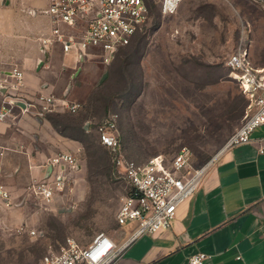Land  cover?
<instances>
[{
    "label": "rangeland",
    "instance_id": "374dc122",
    "mask_svg": "<svg viewBox=\"0 0 264 264\" xmlns=\"http://www.w3.org/2000/svg\"><path fill=\"white\" fill-rule=\"evenodd\" d=\"M154 1L144 30L109 65L91 55L88 68L78 75L73 70L69 83H63L62 98L81 109L54 113L49 120L61 136L78 140L81 146L73 150L79 170L69 190L51 205L29 189L47 173L11 197V206L0 200V264H41L50 248L60 250L69 238L85 245L101 232L116 235V216L129 185L99 143L95 127L103 119L117 115L127 159L172 158L188 146L197 166L214 158L241 125L246 101L226 62L243 42L244 30L252 40L251 54L264 62V4L184 0L174 15L163 16ZM86 119L88 129L82 128ZM0 146V155L11 150ZM35 150L48 167L50 147ZM134 225L119 231L129 235Z\"/></svg>",
    "mask_w": 264,
    "mask_h": 264
},
{
    "label": "crops",
    "instance_id": "0c3cea01",
    "mask_svg": "<svg viewBox=\"0 0 264 264\" xmlns=\"http://www.w3.org/2000/svg\"><path fill=\"white\" fill-rule=\"evenodd\" d=\"M48 2L0 0V79L16 68L25 76L23 89L0 90V111L9 99L23 101L8 121H0V145L11 150L24 148L23 152L8 150L0 155V187L14 198L49 170L35 150L39 145L50 147L52 156L57 150L75 155L73 149L81 146L76 138L54 130L49 120L54 113L36 115L37 93L62 98V85L68 82L69 73L82 74L90 57L80 61L76 53H65L60 45L43 48L40 39L49 37L52 28L44 12ZM251 48L252 62L259 63L254 65L264 67ZM90 122L84 120L82 128ZM260 139H264V125L256 129L251 143L217 158L195 193L178 207L170 229L142 236L117 264H188L199 252L207 255L204 264H264V154L258 152ZM127 233L123 230L111 236L121 243Z\"/></svg>",
    "mask_w": 264,
    "mask_h": 264
},
{
    "label": "built area",
    "instance_id": "2783aa9c",
    "mask_svg": "<svg viewBox=\"0 0 264 264\" xmlns=\"http://www.w3.org/2000/svg\"><path fill=\"white\" fill-rule=\"evenodd\" d=\"M183 1L154 2L163 16H172ZM256 1L264 4V0ZM149 3L150 0H49L44 12L50 18L51 33L40 41L43 48L60 45L65 53L74 52L80 61L98 54L109 65L144 30L150 14ZM248 34L244 30L243 42L226 62L231 79L247 99V108L241 125L221 151L203 166L194 164L188 146L181 147L172 158L160 154L138 163L124 155L117 117L103 119L95 128L99 143L109 151L115 166L123 169L129 185L116 216V235L128 223L137 225L121 243L104 232L85 245L69 238L60 250L50 248L41 264H117L139 238L172 227L180 204L195 193L205 173L222 153L252 142L256 129L264 125V67L255 66L250 58L252 40ZM24 80V72L13 69L0 79V90L19 91L25 87ZM22 102L9 99L0 111V121H8ZM36 103L38 117L57 112L76 114L81 109L79 103L43 92L37 93ZM258 141V152L264 154V139ZM2 151L0 146V154ZM48 167L45 178L33 182L29 189L43 203L51 205L69 190L72 174L79 170V165L74 154L60 152L52 157ZM0 196L7 207L12 205L11 195L3 187ZM206 258L205 253L199 252L189 258L188 264H204Z\"/></svg>",
    "mask_w": 264,
    "mask_h": 264
},
{
    "label": "trees",
    "instance_id": "16d2710c",
    "mask_svg": "<svg viewBox=\"0 0 264 264\" xmlns=\"http://www.w3.org/2000/svg\"><path fill=\"white\" fill-rule=\"evenodd\" d=\"M109 154H110V153H109ZM110 156H111V155H110ZM111 160H112V162H113V159H112V157H111ZM113 164H114V163H113ZM127 193H128V191H127ZM127 193H126V194H127Z\"/></svg>",
    "mask_w": 264,
    "mask_h": 264
}]
</instances>
